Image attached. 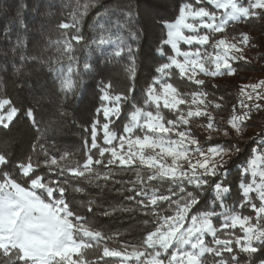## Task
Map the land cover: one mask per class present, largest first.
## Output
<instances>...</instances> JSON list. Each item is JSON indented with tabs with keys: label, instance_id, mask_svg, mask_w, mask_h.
<instances>
[{
	"label": "snow or ice",
	"instance_id": "snow-or-ice-1",
	"mask_svg": "<svg viewBox=\"0 0 264 264\" xmlns=\"http://www.w3.org/2000/svg\"><path fill=\"white\" fill-rule=\"evenodd\" d=\"M99 4L101 0L78 2L69 14L70 20L57 25L64 30V39L56 41V51L57 63L67 61L61 64L57 77L58 91L65 100L75 96L81 76L93 69L89 63L81 68L77 51L84 40L81 24ZM12 6L16 23L8 35H15L18 44L13 47L17 51L26 48L29 5L13 0ZM0 14L5 15L2 11ZM107 15L115 18L118 32L132 39L139 34L136 26L140 13L131 0ZM250 18L264 19V0H195V4H183L174 20H158L164 36L156 51L167 62L155 72L170 77V70L175 68L180 77L197 86L206 83L197 78L199 74L233 75V63L244 59L242 46L250 43L249 37L242 34L234 38L238 43L230 44L214 34L222 32L229 21ZM181 43L191 50L182 51ZM205 45L212 50L204 49ZM167 48L172 55H167ZM125 52L130 61L126 71L134 79L133 48L121 46L111 56L120 58ZM20 59L28 63L35 57L21 55ZM111 87L101 82L100 104L91 121L90 143L85 141L82 163L73 164L68 153L57 156L45 151L44 159L35 162L30 156L13 160L12 155L0 154V264H85L81 250L93 247H102L101 259L118 258L117 264H241L242 259L244 264H264V134L258 147L242 148L238 140L231 138L232 130L236 137L241 136L253 108H264V80L241 87L240 111L234 106L227 121L230 128L221 129L208 111L209 107L220 109L221 104L209 100L208 92L198 88L181 94L158 76L146 85L145 104L134 107L119 136L110 125L113 118L119 119L121 106L134 88L114 94ZM161 100L173 118L162 115ZM200 117L207 118L204 127L208 139L213 132H222L229 137L225 144L200 146L187 128ZM21 125L41 135L46 131L41 132L32 104L0 99V130H6L0 133L6 136ZM101 133L102 143L98 141ZM257 151L261 153L259 157L255 156ZM245 153L253 158L246 159ZM236 159L246 162L233 187L227 177L229 165ZM41 166L47 175L39 171ZM128 174L131 177L124 179ZM69 187L87 198L80 205L87 213L143 217L142 239L119 249L110 248L108 242L114 237L70 206L65 195ZM89 188L98 189L99 195L107 190L121 199L102 203ZM237 188L241 201L237 208L249 207L254 215L233 210L225 213L222 221L217 219ZM206 191H214L215 207L209 205Z\"/></svg>",
	"mask_w": 264,
	"mask_h": 264
},
{
	"label": "trees",
	"instance_id": "trees-1",
	"mask_svg": "<svg viewBox=\"0 0 264 264\" xmlns=\"http://www.w3.org/2000/svg\"><path fill=\"white\" fill-rule=\"evenodd\" d=\"M19 2L29 5L25 21L28 23L29 32L28 36L24 37L27 42L26 48L15 51L13 46L18 44L16 37L14 34L8 35L12 25L16 23L13 0H0V11L5 13V15L0 14V69H2L0 70V99L11 98L17 103L27 101L32 104L38 113L41 132L46 131L41 135L36 129L31 130L21 125L13 128L12 132L6 136L0 133V154L12 155L13 160L30 156L34 162L42 161L44 152L48 151L57 156L68 153L73 164L77 161L82 163L85 141L90 143L91 121L100 104L101 82L111 84L110 91L114 94L126 92L129 87L134 88V92L121 106L119 119L113 118L110 125L111 130L119 136L123 134V125L134 107L145 104L146 85L158 76L165 82L173 84L181 94L198 88L208 92L209 100L221 104L220 109L208 108L214 117V122L221 129L230 128L227 121L231 119L234 106L237 112L240 111L241 87L264 80V19L250 18L229 22L222 32L214 34L215 38H224L230 43H238V40L234 38L246 34L250 43L242 46L244 59L233 63L235 69L233 75L205 77L199 74L197 78L204 79L206 83L204 86H197L186 78L180 77L175 68L170 70L172 73L170 77H163L155 72V68L167 62L166 57L158 55L156 51L157 45L164 36L158 20L161 18L174 20L178 17L180 6L185 3L195 4V0H131V4L140 13L139 25L136 26L139 34H134L135 39L130 38L125 32H118L115 18L107 15L109 11L126 5L129 0H101V4L93 8L81 24L84 40L78 45L77 51L81 68L84 63H89L93 65V69L81 76L79 90L75 96L65 100L58 91L57 77L60 74L61 64L66 65L67 61L57 63L59 54L56 51V41L64 39L62 36L64 30L59 29L57 25L70 20V12L75 9L78 2L83 3L84 0H19ZM101 25L104 27L101 28ZM129 45L135 52L134 79L130 78L126 71L130 64L127 53L125 52L120 58L111 56L117 48ZM203 48L212 50L209 45ZM181 49L191 50L185 45H182ZM21 55L35 57V60L24 63L20 59ZM167 55H172L170 48H167ZM180 107L185 108L184 105ZM160 109L166 119L173 118L168 109L163 106H160ZM152 110L155 111L154 105ZM101 120H103L102 117ZM207 122L206 117L195 118L187 128L200 141L202 147L225 144L229 137H225L222 132H213L212 138L208 139V132L204 127ZM245 125L240 137H236L235 131L232 130L231 138L234 141L238 140L242 148L258 147L261 136L264 134V108L259 110L253 108L251 118L245 121ZM101 138L102 133L98 137V141L102 143ZM245 157L253 158L248 153H245ZM245 162V159H236L229 165L227 180L233 184V187L237 183L240 169ZM39 171L47 175L43 166ZM130 177L131 174H128L123 178ZM20 179L23 182V178ZM72 183L76 184L77 181ZM88 191L105 204L121 199L107 190L103 195H99V190L95 188H89ZM238 193L237 188L231 199L226 201L217 219L222 221L226 211L230 213L233 210L243 215H254L249 207L237 208L241 202ZM65 195L71 207L80 210L99 230L114 237L108 242L110 248L119 249L125 243H137L145 234V226L141 223L143 217L131 214L103 217L98 213H87L80 208L81 202H86V197L73 192L71 187ZM205 195L208 197L209 205L215 207L214 191H206ZM81 251L85 264H105V261L109 264H117L118 258H100L102 247ZM76 258V256L73 257V259ZM241 264H244L243 259Z\"/></svg>",
	"mask_w": 264,
	"mask_h": 264
},
{
	"label": "rangeland",
	"instance_id": "rangeland-1",
	"mask_svg": "<svg viewBox=\"0 0 264 264\" xmlns=\"http://www.w3.org/2000/svg\"><path fill=\"white\" fill-rule=\"evenodd\" d=\"M238 21H239V20H238ZM229 22H233V21H229ZM229 22H228V23H229ZM228 23H227V24H228ZM186 34H187V33H186ZM227 43H230V42H227ZM230 44H231V43H230ZM182 45H185V44L181 43V44H180V48H181ZM185 46H187V45H185ZM187 47H188V46H187ZM181 50H182V51H185V50H183V49H181ZM237 54H239V53H237ZM179 59L182 60L183 57H179ZM246 102H247V101H246ZM248 103H252V102H248ZM160 106H163V101H162V100H161V102H160ZM260 155H261V153H260V151H258V152L256 153L255 156L259 157ZM169 163H170V161H169ZM258 163H259V161H258ZM226 213H228V211H226ZM223 217H224V216H223ZM223 217H222V218H223ZM73 257H74V256H73Z\"/></svg>",
	"mask_w": 264,
	"mask_h": 264
}]
</instances>
